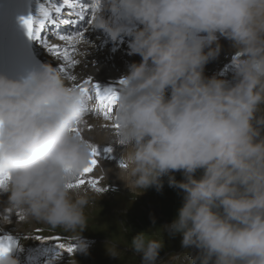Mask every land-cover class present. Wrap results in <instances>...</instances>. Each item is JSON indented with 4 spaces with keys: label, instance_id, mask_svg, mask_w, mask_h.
<instances>
[{
    "label": "clouds",
    "instance_id": "obj_1",
    "mask_svg": "<svg viewBox=\"0 0 264 264\" xmlns=\"http://www.w3.org/2000/svg\"><path fill=\"white\" fill-rule=\"evenodd\" d=\"M92 2L91 25L113 42L130 37V54L141 58L120 78L114 119L103 125L119 146L117 177L135 195L153 186L159 191L165 177L182 190L176 217L160 227L179 235L184 249L170 254L168 264L181 255L186 264H264V0ZM220 38L234 49L231 79L204 75ZM83 43L95 46L86 37ZM95 110L93 99L50 64L18 78L0 73L5 212H18L19 228L40 224L71 233L68 264L88 250L81 233L94 194L68 185L87 166L90 145L98 146L84 135ZM99 169L106 178L109 170ZM106 244L117 257L118 245ZM130 244L140 264H166L157 259L163 240L147 230ZM0 264L19 261L7 253Z\"/></svg>",
    "mask_w": 264,
    "mask_h": 264
},
{
    "label": "rangeland",
    "instance_id": "obj_2",
    "mask_svg": "<svg viewBox=\"0 0 264 264\" xmlns=\"http://www.w3.org/2000/svg\"><path fill=\"white\" fill-rule=\"evenodd\" d=\"M226 44L227 40H224L220 46ZM230 48H232L231 44L229 49L223 52L224 54L219 52L218 60H216L218 65L214 63L211 66L210 62L205 65V76L218 75L228 79L226 73L229 71L233 75V70L229 69L232 68L234 49ZM70 70L72 73L73 68ZM73 75L87 77L84 72H78L75 69ZM174 175L177 180L183 178L180 172H175ZM119 184L117 179L107 178L98 183L101 185L98 187L104 189L103 191H96L90 187V191L94 194V202L85 209L88 227L83 231L86 235H81L88 244V250L87 254L75 252L74 259L77 264H82L86 260L89 264H140L141 258L132 251L130 240L136 233L146 230L152 238L163 240L158 261L163 260L168 264L170 254L183 253L181 237L179 235L170 237L160 228L176 217L177 210L182 204V190L170 187L167 177L163 178V187L159 191L153 186L139 195L130 193ZM3 198L0 194V201ZM5 206L6 204L0 202V217L7 215L10 222L0 219V236H9L15 241L9 254L15 256L19 264H68L73 251L69 253L66 248L74 244L71 233H65L62 229L49 231L40 224L24 225L23 228H19L18 212H5ZM153 218L155 227L152 223ZM36 236H57L60 239L58 241L37 239ZM108 240L118 245V258L109 255L107 248L110 246L106 244ZM58 243H63L65 249L58 248ZM187 259V255H181L177 264H186Z\"/></svg>",
    "mask_w": 264,
    "mask_h": 264
},
{
    "label": "bare ground",
    "instance_id": "obj_3",
    "mask_svg": "<svg viewBox=\"0 0 264 264\" xmlns=\"http://www.w3.org/2000/svg\"><path fill=\"white\" fill-rule=\"evenodd\" d=\"M89 2H91V0H89ZM40 3H47V0H0V19H3L4 16L9 14L14 15L6 19L8 21L9 27L3 28L2 32L0 33V73L4 74L6 71L8 76L18 78L23 76L29 70L38 67L41 63L50 64L52 67L57 69L61 64H63V60L51 53L42 43V40L44 39L47 40L49 45H57V42H61L62 45L64 43L60 41L58 37L50 34L51 31L49 28H46L48 25L41 29L39 37H36L35 32L30 37L29 41L34 52V57L28 56L26 54V30L21 22V17H26L28 15L36 17ZM104 14L106 16L108 15L106 11ZM67 15L68 11L65 10L63 17H67ZM77 22L78 21L72 22L69 20V22L66 23V30H73L74 28H69L68 25L73 27V25H75ZM56 27L57 25L53 24L54 30L57 29ZM94 28L95 27L92 25H89V29L85 32V35L91 36V41L94 42L95 46L88 48V50L87 45H85L83 42L77 46V51L74 58L77 59L79 63L73 67V70L75 69L78 70V72H84L85 76L92 78L93 83H96L102 87L114 86L118 88V82L120 81V78L127 73L128 65L133 62L138 63L141 58L137 54H130V37L121 36V38L113 42L108 40L107 36L102 30L99 29V31H101L99 34L94 30ZM220 39L221 41L219 43H222L224 40H226L224 38ZM230 44V41L227 40V44L220 47V52L224 54L223 52L229 49ZM112 48H115L113 52ZM122 52H124L126 55L124 58L120 57ZM218 56L210 61L211 66L214 63H217L216 60H218ZM73 70L72 73L70 70L71 74H73ZM64 77L67 82L70 84L73 83V81L67 79L65 75ZM76 77L77 79L75 83H81L84 79H87V77ZM92 96L96 105V110L94 112H90L87 116L89 131L85 130L84 135L86 137L92 138V140L98 145V149L101 151V153L103 147L105 146L112 147L113 151L109 158L105 157L104 155H100L97 158L99 163L95 167L91 176L97 178L99 183L102 182L103 179L107 178L117 179L120 183L119 185L127 189L123 182L117 177L119 146L111 143L106 138L107 129L103 127V125H109L111 123V121L114 119L113 114L111 113L112 118L106 119L103 110L100 109L96 104L94 92L92 93ZM99 167L109 170L107 171L106 178L101 176ZM87 176L88 174H86V179ZM80 187L90 188V186L87 184ZM2 195L4 198L0 202L2 204H6L7 196L5 194Z\"/></svg>",
    "mask_w": 264,
    "mask_h": 264
},
{
    "label": "snow or ice",
    "instance_id": "obj_4",
    "mask_svg": "<svg viewBox=\"0 0 264 264\" xmlns=\"http://www.w3.org/2000/svg\"><path fill=\"white\" fill-rule=\"evenodd\" d=\"M65 10L68 11L67 17H63ZM97 7L89 0H47V3H40L38 7L37 16L33 17L28 15L26 17H21V22L24 25L27 34L31 37L35 32L36 37H39L41 29L45 28L49 24H65L69 20L72 22L80 21L81 27L78 31H73L68 35H59L57 37L60 41L64 42L62 46L47 43V40H42V43L47 47V49L53 53L56 57L63 60L58 68L62 74L66 76L67 79L73 81V85L78 87L81 92L88 95L89 99H93L92 93L94 92V97L96 104L100 109L103 110L106 119H110L111 113L114 105L118 100V88L114 86H100L93 83L91 77L84 79L81 83H75L77 77L70 73V69L75 67L79 61L74 58L77 51V46L83 42L85 39V29L84 25H91L95 17ZM91 13V16L88 14ZM123 81H119L118 84H122ZM113 127H118V125H113ZM73 132L79 133L80 128L74 127L71 129ZM113 149L110 146L103 147L102 153L96 145H90V159L85 168L81 170L78 177L74 182L68 185L69 188L80 187L87 184L92 189L96 191H103L104 189L98 187V179L91 176L95 167L98 165V157L104 155L109 158ZM123 166V165H121ZM86 174H88L87 179ZM9 179V174L5 171L3 166H0V188H4ZM37 239H54L58 241L60 238L57 236L50 237H40L36 236ZM15 245V241L9 236H0V256L9 253L10 249ZM58 248L65 249L63 243L57 244ZM73 246L66 248V251L71 253L73 251ZM59 255V253L57 254Z\"/></svg>",
    "mask_w": 264,
    "mask_h": 264
},
{
    "label": "trees",
    "instance_id": "obj_5",
    "mask_svg": "<svg viewBox=\"0 0 264 264\" xmlns=\"http://www.w3.org/2000/svg\"><path fill=\"white\" fill-rule=\"evenodd\" d=\"M84 258V257H83ZM82 264H89L88 262H87V260L84 262V263H82Z\"/></svg>",
    "mask_w": 264,
    "mask_h": 264
}]
</instances>
